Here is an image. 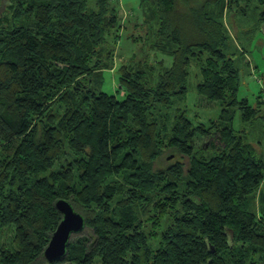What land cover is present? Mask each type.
<instances>
[{
    "label": "trees",
    "instance_id": "1",
    "mask_svg": "<svg viewBox=\"0 0 264 264\" xmlns=\"http://www.w3.org/2000/svg\"><path fill=\"white\" fill-rule=\"evenodd\" d=\"M5 1L0 264H50L60 199L86 227L55 264H264V158L234 128L236 110L245 123L264 117L238 98L227 31L209 15L220 0H148L160 19L156 54L121 63L122 99L103 90L123 28L117 0ZM222 1L224 14L257 3L264 24V0ZM193 66L200 99L221 107L209 128L189 116ZM198 138L210 150L197 151ZM167 150L187 167L156 171Z\"/></svg>",
    "mask_w": 264,
    "mask_h": 264
},
{
    "label": "rangeland",
    "instance_id": "2",
    "mask_svg": "<svg viewBox=\"0 0 264 264\" xmlns=\"http://www.w3.org/2000/svg\"><path fill=\"white\" fill-rule=\"evenodd\" d=\"M204 1V0H201ZM92 0L90 2V5ZM120 16L121 35L116 40L117 46L114 48V69L105 72V86L103 90L108 93H114L119 99H122V93L119 91L118 75L121 63H128L134 55L143 58L145 53L154 49L153 44L157 41L158 34L155 29L159 27V16L153 14L149 7L148 0H117L114 2ZM223 1L212 2L209 10L214 20L221 21L224 24V31L227 40L223 46V52L231 56L235 61V67L240 74V88L238 98L247 99L250 105L259 106V116L264 117V24L260 21L262 8L257 3L246 5L241 3L226 10L225 14L222 7ZM10 11L5 0L0 1V18L10 17ZM225 28H227L225 30ZM137 38V39H136ZM112 41H115L114 39ZM166 60L167 64L172 63V56L157 53ZM110 60V59H109ZM153 60V58H152ZM137 61V60H136ZM196 74H199L197 67H191L190 87L188 93L187 106L190 110L189 116L195 120L197 125L200 121L209 128L213 121L219 119L221 107L212 106L209 109V103L201 100L197 92L196 84L200 81ZM262 103L258 104V97ZM234 128L241 131L252 142V145L258 156L264 158V118L254 123H245L241 118V112L236 110L234 117ZM197 151L209 149V143L202 138L196 140ZM70 159V157H68ZM68 159L63 158V162ZM183 161L188 165V159L173 150L165 151L155 163V170H163L176 161ZM264 191V187L261 189ZM258 196H256L255 206L251 210L258 211ZM12 229L4 232L3 240L9 241L8 234Z\"/></svg>",
    "mask_w": 264,
    "mask_h": 264
},
{
    "label": "water",
    "instance_id": "3",
    "mask_svg": "<svg viewBox=\"0 0 264 264\" xmlns=\"http://www.w3.org/2000/svg\"><path fill=\"white\" fill-rule=\"evenodd\" d=\"M56 208L62 219L44 251V257L50 264H55L68 254L72 237L82 233L86 227L85 217L70 202L60 199L56 202Z\"/></svg>",
    "mask_w": 264,
    "mask_h": 264
},
{
    "label": "crops",
    "instance_id": "4",
    "mask_svg": "<svg viewBox=\"0 0 264 264\" xmlns=\"http://www.w3.org/2000/svg\"><path fill=\"white\" fill-rule=\"evenodd\" d=\"M162 55H160V57H161ZM162 58V57H161Z\"/></svg>",
    "mask_w": 264,
    "mask_h": 264
}]
</instances>
